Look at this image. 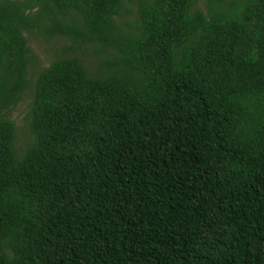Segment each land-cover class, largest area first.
Segmentation results:
<instances>
[{
	"label": "trees",
	"instance_id": "1",
	"mask_svg": "<svg viewBox=\"0 0 264 264\" xmlns=\"http://www.w3.org/2000/svg\"><path fill=\"white\" fill-rule=\"evenodd\" d=\"M0 264H264V0H0Z\"/></svg>",
	"mask_w": 264,
	"mask_h": 264
},
{
	"label": "rangeland",
	"instance_id": "2",
	"mask_svg": "<svg viewBox=\"0 0 264 264\" xmlns=\"http://www.w3.org/2000/svg\"><path fill=\"white\" fill-rule=\"evenodd\" d=\"M199 6L204 9V1L199 3ZM127 16L124 19L131 18ZM27 44L33 54V61L29 67L30 76L37 73L43 67H46L51 60L55 58V54L64 45L60 40H47L43 37H36L35 35L27 34ZM75 54L79 56L90 73L96 71V57L92 53L83 52L81 49L76 50ZM32 97L31 90L25 91L21 101L9 112V117L17 127V149H23L25 144L30 140L31 136L28 131V105Z\"/></svg>",
	"mask_w": 264,
	"mask_h": 264
}]
</instances>
